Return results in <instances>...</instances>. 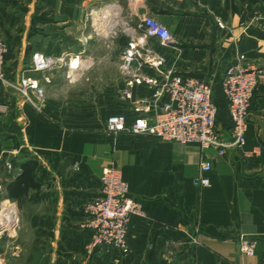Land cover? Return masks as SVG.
<instances>
[{
  "label": "crops",
  "instance_id": "crops-1",
  "mask_svg": "<svg viewBox=\"0 0 264 264\" xmlns=\"http://www.w3.org/2000/svg\"><path fill=\"white\" fill-rule=\"evenodd\" d=\"M92 1L48 0V18H41L43 11L34 12L35 0H0L6 78H18L33 50L71 51L66 38L77 25L83 30ZM127 4L137 22L149 14L169 29L174 43L161 46L149 38L147 44L163 57L166 69L209 84L218 133L229 139L221 79L240 54L244 66L264 68V27H243L256 13L264 14V0ZM106 14L99 9L96 15L104 21ZM124 33L130 40L132 35ZM115 44L113 59L120 63L126 44ZM80 59L71 78L66 67L52 74L40 112L23 106L15 91L0 85V105L6 108L0 111V201L17 210L15 229L0 240V264H264V77L254 92L244 144L219 155L213 149L201 151L194 142L107 131L108 116L123 114L128 124L141 115L152 117L167 96L155 104L149 86H133L132 100L151 104L148 112H134L132 100L120 93L121 73L112 78L92 72L111 58L88 54ZM144 72L156 76L152 68ZM201 159L212 166L204 187L193 183ZM25 162L32 165L31 185L17 180ZM110 162L127 182L128 195L142 204V214L130 217L127 254L86 249L90 231L82 227L83 208L100 195L101 169ZM192 235L196 244L187 243ZM241 239L255 242L251 254L240 251Z\"/></svg>",
  "mask_w": 264,
  "mask_h": 264
},
{
  "label": "built area",
  "instance_id": "built-area-1",
  "mask_svg": "<svg viewBox=\"0 0 264 264\" xmlns=\"http://www.w3.org/2000/svg\"><path fill=\"white\" fill-rule=\"evenodd\" d=\"M217 23L224 27L220 21ZM251 24L264 27V14L256 13L243 26L244 29ZM126 30L132 36L120 54V73L124 78L121 95L132 100V87L146 84L153 90V103L156 104L162 95L167 96V101L155 109L152 117L141 115L130 124L123 114L110 115L105 121L107 131L147 134L180 143L194 142L201 151L213 149L219 155L244 144L248 114L257 85L264 77V68L244 66L242 54L226 68L221 79L230 120V138L226 140L220 137L216 127L218 109L209 84L197 76L180 75L166 69L163 57L147 44L149 38L155 39L161 46L174 43L169 29L151 15L144 14L139 18L136 28ZM5 52L6 45L0 38V85L15 91L23 106H29L37 112L43 108L45 86L51 82L52 74L66 67L67 75L71 78L82 65L78 53L52 55L33 50L29 63L20 70L18 78L9 80L3 72ZM146 67L152 68L156 76L147 75L144 72ZM150 105L145 100H132V110L137 113L148 112ZM5 109V106L0 105V111ZM74 167L77 169L76 165ZM211 167L209 160L201 159L198 175L193 181L195 186L209 185L207 173ZM99 180L100 195L88 201L83 208L86 222L82 227L90 231L86 249L89 252L98 248L115 249L127 254L130 217L142 214V204L128 195V184L112 162L102 167ZM16 222L17 210L14 204L7 200L0 201V240L15 229ZM197 242L195 235L187 238L188 244ZM254 248L253 240H240L239 249L243 254H251ZM168 249L171 252L173 247L169 246Z\"/></svg>",
  "mask_w": 264,
  "mask_h": 264
},
{
  "label": "rangeland",
  "instance_id": "rangeland-1",
  "mask_svg": "<svg viewBox=\"0 0 264 264\" xmlns=\"http://www.w3.org/2000/svg\"><path fill=\"white\" fill-rule=\"evenodd\" d=\"M99 9L103 10L104 14H110L108 16L106 14L104 21L100 20L101 17L97 18L96 14ZM47 10L48 0H35L34 12L43 11L42 14L44 16L41 14V18H48L47 13H44ZM87 11L88 19L83 30H81L82 28L79 29L80 27L77 25L73 33L66 38L72 47L69 52L72 54L78 53L82 57L92 54L98 57L111 58L105 64L96 65L92 72L93 74H105L106 76L115 78L120 73V63L113 59L114 55L116 56V53H118V49H115L113 46L120 41L123 47L126 44L124 41H129L124 31L130 27L136 28L139 22H137L138 17L129 10L127 0H94L90 2ZM138 11L137 8L136 12ZM45 32L48 34V30ZM125 37L127 38L125 39ZM43 52H45V49Z\"/></svg>",
  "mask_w": 264,
  "mask_h": 264
},
{
  "label": "trees",
  "instance_id": "trees-1",
  "mask_svg": "<svg viewBox=\"0 0 264 264\" xmlns=\"http://www.w3.org/2000/svg\"><path fill=\"white\" fill-rule=\"evenodd\" d=\"M28 163L29 162H25L22 165V173L17 178L18 181H22L23 183H25V185L32 184L31 177L29 176V171L32 169V165L29 163V165L27 166Z\"/></svg>",
  "mask_w": 264,
  "mask_h": 264
}]
</instances>
